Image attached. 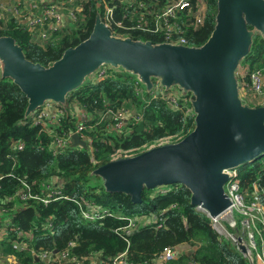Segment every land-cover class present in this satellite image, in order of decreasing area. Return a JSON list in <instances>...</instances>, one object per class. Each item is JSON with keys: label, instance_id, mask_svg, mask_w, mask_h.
<instances>
[{"label": "trees", "instance_id": "16d2710c", "mask_svg": "<svg viewBox=\"0 0 264 264\" xmlns=\"http://www.w3.org/2000/svg\"><path fill=\"white\" fill-rule=\"evenodd\" d=\"M65 1L67 7L79 4L82 10L76 13V20L68 21L48 38L36 39L11 13L0 20V36H12L27 59L47 66L67 47L88 37L96 15H102V4L106 3L113 10L110 26L115 35L153 43L163 40L160 33L131 28V25L141 12L157 9L164 0ZM140 2L144 6L139 7ZM191 5L194 9L196 0H191ZM206 5L204 22L197 26L193 24L192 12L179 13L177 22L181 34L192 46L205 42L213 30L217 0H206ZM40 6H44L43 2ZM148 18L153 26L154 19ZM117 21H121L123 27L117 26ZM240 65L264 70L262 36L253 35L249 53ZM105 66L106 73L101 78L88 80L68 93L66 102L61 103L67 110L55 128L58 134L72 131L78 119L71 105L75 102L84 106L90 116L84 120L86 129L83 130L87 147L72 146L73 141H70L56 152L53 136L41 126L32 125L29 115H25L28 100L24 93L10 78L0 75V223L8 220L4 252H14L20 264H44L35 262L29 249L13 247L15 241L22 239L30 242L35 250L68 249L78 256L97 253L100 258H109L126 250L130 261L151 264L164 247L184 243L189 250L181 251L165 264H249L231 239L215 232L209 216L190 203V191L184 185L170 184L164 191L157 192L144 188L142 201L132 203L128 194L107 191L100 177L101 183L92 182L91 173L97 166L158 145L156 141L163 138L178 141L194 127V117L184 108L172 109L162 95L152 96L145 89L142 95L137 94L135 86L143 85L135 75L122 68ZM119 106L141 114L143 129L138 131V124L129 120L121 130L111 131L105 121H99L108 107ZM18 142L23 144L21 149L15 145ZM236 170L247 199L255 186L264 190V153ZM26 186L42 197L51 190L58 193L47 203L40 199L22 200L15 192ZM16 198L24 202L23 207L15 209ZM261 199L264 202V192ZM84 200L99 211L104 210L103 217L86 219L82 214ZM135 215L155 220L126 235L122 228L128 223L127 218ZM256 226L264 241V226ZM228 229L236 236H246L240 218L236 227ZM260 240L256 235L258 245Z\"/></svg>", "mask_w": 264, "mask_h": 264}, {"label": "water", "instance_id": "95a60500", "mask_svg": "<svg viewBox=\"0 0 264 264\" xmlns=\"http://www.w3.org/2000/svg\"><path fill=\"white\" fill-rule=\"evenodd\" d=\"M254 34L264 38V0H217L213 30L199 46L115 36L97 14L88 37L47 66L27 59L12 36H0V73L26 96V116L45 101L65 103L70 91L105 65L135 75L148 91L153 78L165 90L178 86L190 95L193 129L178 141L111 159L92 174L107 191L128 194L132 203L142 201L144 188L182 184L190 203L213 217L230 205L224 170L264 153V105L242 102L236 77ZM143 127L140 121L136 129ZM71 137L72 146L87 147L79 134ZM237 241L246 254L242 236Z\"/></svg>", "mask_w": 264, "mask_h": 264}, {"label": "built area", "instance_id": "2783aa9c", "mask_svg": "<svg viewBox=\"0 0 264 264\" xmlns=\"http://www.w3.org/2000/svg\"><path fill=\"white\" fill-rule=\"evenodd\" d=\"M104 1V0H103ZM43 5L40 6L38 1H29L27 7L24 9L22 0H15L12 6L5 7L0 4V20L3 19L8 13H11L15 17L19 18L27 30L30 31L39 40H44L49 37L50 33L61 29L70 20H76V13L82 10L81 5L76 4L73 7H67L65 0H43ZM139 7L144 6L143 2L138 3ZM184 11L192 12L194 26L200 25L204 22L206 17L207 5L206 0H196L195 8H192L191 0H164L157 9L141 12L135 23L131 25V28H138L144 31L160 33L162 42H168L172 44L190 45L189 40L181 34L177 19H179V13ZM149 16L154 19V24L151 26L149 23ZM103 22L111 30V22L113 21V10L106 4H102ZM116 25L123 27L121 21H117ZM112 34L113 31L111 30ZM119 36V35H115ZM123 37V36H119ZM104 66L98 68L95 72V78H101L105 73ZM236 77L240 92V98L242 102L248 104L251 103L252 107L264 105V70L259 68H250L248 65H242L241 68H237ZM138 80V79H137ZM138 82H140L138 80ZM136 93L142 95L144 87L139 84L135 86ZM146 90V89H145ZM149 92L152 96L162 95L165 102L172 109L184 108L190 115L194 117L193 109L187 105L188 97L184 96L179 89L171 90L170 92L163 90L157 84H153V90ZM71 109L76 112L77 123L72 131H63L58 134L55 128L60 124L61 119L64 117L66 107H63L61 103L53 101H45L39 108L33 111L29 115V121L32 125H39L53 136L54 152L65 148L70 141H72V134L77 133L85 140L86 136L83 134V130L86 129L84 120L88 117L86 108L84 106L72 103ZM129 120H133V123L138 124L141 121V114L135 113L124 106H119L115 109L108 107L100 116L99 121H105L108 128L111 131L121 130ZM108 121V122H107ZM86 141V140H85ZM18 149L23 147L21 142L16 143ZM225 172L229 173V177L224 184V191L230 201V205L221 213L216 216H210L209 213L200 205L195 206L197 210L206 213L211 221L212 227L215 232L225 238L231 239L236 245L238 244L237 236L229 232V229H225L224 223L228 224V227L237 226V220H234L235 213L240 218V225L243 230L246 231L247 237L246 244L247 253L244 254L246 258L252 263L253 252L257 251V243L255 241V234H259L257 224L264 226V202L261 199V194L264 190H260L258 187H254L249 199L241 189L238 173L236 168L225 169ZM46 187H49L46 185ZM29 187L19 188L15 194L22 200L26 199H40L44 203L49 202L53 194L58 193L56 190H51L46 193L45 196H40L38 193H32L28 190ZM85 207L82 209V214L86 219L101 218L104 215V210L99 211L95 205L84 200ZM3 216H5L3 214ZM1 218V215H0ZM127 218V217H125ZM135 215L127 218L128 223L122 228L124 233L130 234L139 226L150 223L151 220H155L153 217ZM8 220L5 223H0V230L4 231L0 234V238L5 240L7 235ZM158 227L160 224L157 225ZM260 229V227H259ZM261 230V229H260ZM262 231V230H261ZM20 233H22L20 231ZM21 235V234H20ZM13 247L16 250L29 249L32 253V257L44 264H136L129 260L127 251L120 252L115 256L109 258H100L97 253L78 256L71 254L68 249L63 250H35L30 242L26 240H17L13 243ZM179 245L166 246L162 251L155 256L151 261V264H165L176 258L180 254ZM259 254L256 253V256ZM8 256V257H5ZM17 264L16 254L5 253L0 254V264Z\"/></svg>", "mask_w": 264, "mask_h": 264}, {"label": "crops", "instance_id": "0c3cea01", "mask_svg": "<svg viewBox=\"0 0 264 264\" xmlns=\"http://www.w3.org/2000/svg\"><path fill=\"white\" fill-rule=\"evenodd\" d=\"M29 1H38V2H42L43 0H22V7L25 9L26 7H27V4L29 3ZM15 2V0H0V4L2 5V6H5V7H10V6H12L13 5V3ZM36 39H37V37H36ZM94 76V75H93ZM96 78H95V76L93 77V79L92 80H90V81H93V80H95ZM135 113H136V110H133ZM8 195H10V194H7L6 196H8ZM20 199H18V198H16L15 199V202H14V207H15V209H18V208H20V207H23L24 206V202H22V201H19ZM256 235H259L260 236V245H258L257 244V251L256 252H254L255 253V255L253 256V261H252V264H254V262H255V258H256V260H257V264H264V241H263V239H262V237H261V232H259V234L258 233H256L255 234V239H256ZM179 245V250L180 251H186V249L184 248L185 246L186 247H188V249L190 248L188 245H186V244H178ZM237 246V245H236ZM5 252H4V241H3V239H1L0 238V254H4ZM256 253H258L259 255L258 256H256ZM244 255V254H243ZM16 259H17V264H20V259H19V257L16 255ZM247 260H248V262H249V264H251V262L249 261V259L247 258ZM34 261L35 262H37L38 260L37 259H34ZM4 264H6V263H4Z\"/></svg>", "mask_w": 264, "mask_h": 264}, {"label": "rangeland", "instance_id": "374dc122", "mask_svg": "<svg viewBox=\"0 0 264 264\" xmlns=\"http://www.w3.org/2000/svg\"><path fill=\"white\" fill-rule=\"evenodd\" d=\"M241 66L242 65H239L238 67L239 68H241ZM102 67V66H101ZM109 67V66H108ZM100 68V67H99ZM104 68H107L106 66H104ZM123 71H125L124 69H122ZM127 72V71H126ZM129 73V72H128ZM95 74V73H94ZM94 74H91L90 76H88V78H87V80H92L93 79V77L95 76ZM0 75H1V73H0ZM94 75V76H93ZM154 82H155V84H157V82H158V79H156V78H153L152 79ZM142 84V83H141ZM154 84V83H153ZM143 85V84H142ZM143 87L145 88V86L143 85ZM163 89V88H162ZM176 90V89H179L178 88V86H172L171 87V89H168V90H165V89H163V90H165V91H168V92H170L171 90ZM153 90V89H152ZM180 90V89H179ZM181 91V90H180ZM182 93V92H181ZM187 97H188V103H187V105L189 106V108H191L192 109V106H191V103H190V95H187ZM73 103H75V102H73ZM247 105H249V106H252V104L251 103H248ZM131 111H133V109H130ZM167 142H169V139L168 138H163V139H161V140H159V141H156V143L155 144H161V143H167ZM151 146V145H150ZM155 146V145H154ZM152 147V146H151ZM91 175L93 176V178H92V182H94V183H101V180L99 179V176H97V175H94V174H92L91 173ZM102 184H103V181H102ZM168 187V185H165V186H160L159 188H155V189H153L154 190V192H157V191H164L166 188ZM151 190V189H150ZM234 220H237V221H239V216L235 213V215H234ZM223 224H224V227H225V229L227 230L228 229V224H226V223H224L223 222ZM234 227H236V226H234ZM4 230L3 229H1L0 230V234H2V232H3ZM228 231V230H227ZM242 231V230H241ZM229 232H231L230 230H229ZM246 239H247V237H245V239H243L244 240V242H242V243H245L246 244ZM186 250H189L188 249V247H184ZM243 254V253H242ZM253 255H255V253L253 252ZM244 256V255H243ZM5 257H8V256H5ZM245 258H246V256H244ZM247 259V258H246ZM250 261V260H249ZM258 262H257V260H256V258H255V262H254V264H257ZM252 264V263H251Z\"/></svg>", "mask_w": 264, "mask_h": 264}]
</instances>
